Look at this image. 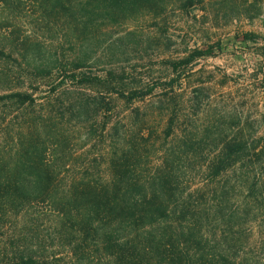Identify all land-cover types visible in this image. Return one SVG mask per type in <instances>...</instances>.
<instances>
[{
  "label": "trees",
  "instance_id": "obj_1",
  "mask_svg": "<svg viewBox=\"0 0 264 264\" xmlns=\"http://www.w3.org/2000/svg\"><path fill=\"white\" fill-rule=\"evenodd\" d=\"M33 1L44 16L60 11L71 17L76 29L113 26L121 14L140 10L163 32L168 12L189 16L199 9L204 22L215 26L253 22L264 12V0H0V5L17 9ZM7 47L0 49V61L21 66L17 54L33 70L26 76L30 88L0 93V126L14 118L13 130L0 134V200L22 220L16 264H264V137L248 134L250 123L197 126L201 90L187 99L182 94L177 99L173 90L174 97L164 94L169 106L161 132H146L149 122H143L134 141L128 129L126 141L112 143L107 132L115 111L112 95L130 107L155 89L126 90L123 74L79 75L86 65L79 58L57 69L70 73L69 83H94L100 91L70 102L68 113L82 119L91 100L101 125L99 131L83 126L91 151L77 152L79 139L67 130L70 122H62L65 113L60 119L52 115L59 86L43 98L31 86L51 77L55 67L32 66L16 44ZM213 50L194 49L168 64L177 74L212 57ZM7 77L25 83L14 73ZM50 105V111L43 108ZM39 106L48 111L38 115ZM39 219L48 221L41 227Z\"/></svg>",
  "mask_w": 264,
  "mask_h": 264
},
{
  "label": "rangeland",
  "instance_id": "obj_2",
  "mask_svg": "<svg viewBox=\"0 0 264 264\" xmlns=\"http://www.w3.org/2000/svg\"><path fill=\"white\" fill-rule=\"evenodd\" d=\"M37 7L34 1L17 9L12 4L7 8L0 5V49L16 44L32 66L55 67L51 77L43 82L39 80L40 83L34 81L31 86L40 89L39 98H43L51 86H59L53 99L60 101L53 103L52 115L60 119L65 113L62 122L68 120L67 130L79 139L77 152L91 151V143L84 137L88 128L83 126H92L99 131L101 125L97 107L91 100V107L82 119L77 113L72 117L68 113L70 102L73 105L79 100L84 102L100 91L94 83H69L66 74L70 73L57 69L60 65L70 68L69 64L79 58L86 64L79 75L95 78L111 72L119 78L123 74L126 90L155 89L151 97L130 107L112 95L115 111L107 131L113 136L110 138L112 143L115 139L122 144L124 130L128 129L132 130L130 140L134 141L135 133L139 134V128L145 127L143 122H149L145 130L155 136L164 128L168 113L169 104L165 103L164 94L167 92L169 97H174L171 96L174 90L177 99H181L180 94L187 99L195 89L201 90V106L198 117L193 120L195 125L242 120L251 124V128H247L248 134L264 137V12L253 22L242 20L227 26L207 24L199 9H193L189 16L168 12L166 32H163L162 27L158 29L153 25L151 15L145 10L121 14L119 24L113 26L95 24L88 29H76L71 17L60 11L44 16ZM209 46L214 47L212 57L198 59L189 68L173 73L169 61L182 59L194 49L206 50ZM15 57L21 66L0 61V93L11 88L22 91L30 88L26 76L33 70L21 56L16 54ZM12 72L24 78L25 83L11 82L7 74L13 77ZM173 79L174 89L171 90L169 83ZM40 102L46 103L45 100ZM51 106L43 108L50 111ZM39 107L38 115L48 111ZM181 109H178L179 116ZM10 118L0 126V134L13 130L14 123H9ZM70 148L75 151L71 145ZM0 203V264H16L13 257L18 254L22 220L18 210L6 211V200H0ZM47 221L39 219L38 224L42 227Z\"/></svg>",
  "mask_w": 264,
  "mask_h": 264
}]
</instances>
